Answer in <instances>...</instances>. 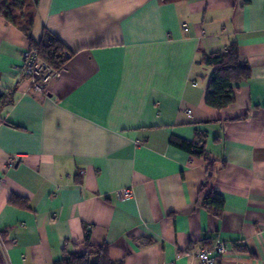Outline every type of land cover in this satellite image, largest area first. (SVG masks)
Returning a JSON list of instances; mask_svg holds the SVG:
<instances>
[{"label":"crops","instance_id":"0c3cea01","mask_svg":"<svg viewBox=\"0 0 264 264\" xmlns=\"http://www.w3.org/2000/svg\"><path fill=\"white\" fill-rule=\"evenodd\" d=\"M13 15L0 16V264H54L86 234L115 264H200L217 242L218 264H264V0H38L31 25ZM44 31L69 56L35 92L23 53ZM233 41L251 76L216 109L201 59Z\"/></svg>","mask_w":264,"mask_h":264},{"label":"trees","instance_id":"16d2710c","mask_svg":"<svg viewBox=\"0 0 264 264\" xmlns=\"http://www.w3.org/2000/svg\"><path fill=\"white\" fill-rule=\"evenodd\" d=\"M37 1L38 0H0V16L12 22L14 21L13 12L17 11L21 16L25 17L27 25H31L32 18L29 12ZM158 1L160 3H166L175 0ZM32 46L38 49L42 59L54 67H60L66 61V54H68V51L60 40L48 31H44L39 43L33 44ZM201 62L212 68L209 75L205 103L216 109L223 108L233 102V85L245 81L251 76L250 68L241 63L239 59L238 45L235 41L229 44L224 53L203 55ZM2 99L3 96H0V101ZM174 143L182 148L190 150L194 154H203V146H197L194 143L186 141ZM11 201L16 203L17 199L11 198ZM200 202L202 207L213 215L219 216L221 214L224 201L220 195L209 192L200 199ZM85 242H87V248L84 253L68 254L54 264H115L109 259L107 243L91 245L88 242L87 234L85 235Z\"/></svg>","mask_w":264,"mask_h":264},{"label":"built area","instance_id":"2783aa9c","mask_svg":"<svg viewBox=\"0 0 264 264\" xmlns=\"http://www.w3.org/2000/svg\"><path fill=\"white\" fill-rule=\"evenodd\" d=\"M60 67H54L42 59L36 47L30 46L23 53L22 73L28 78L31 89L35 92H42L47 84L54 79ZM196 84V83H194ZM130 188H123L118 191L122 198L130 197ZM226 251L223 242H217L211 247L199 249L195 256L200 264H218V259Z\"/></svg>","mask_w":264,"mask_h":264},{"label":"water","instance_id":"95a60500","mask_svg":"<svg viewBox=\"0 0 264 264\" xmlns=\"http://www.w3.org/2000/svg\"><path fill=\"white\" fill-rule=\"evenodd\" d=\"M69 56V54H66V58Z\"/></svg>","mask_w":264,"mask_h":264}]
</instances>
